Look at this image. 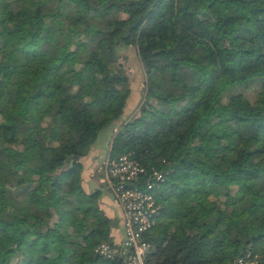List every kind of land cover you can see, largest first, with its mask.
Wrapping results in <instances>:
<instances>
[{
	"label": "trees",
	"instance_id": "trees-1",
	"mask_svg": "<svg viewBox=\"0 0 264 264\" xmlns=\"http://www.w3.org/2000/svg\"><path fill=\"white\" fill-rule=\"evenodd\" d=\"M98 141L164 175L150 262L264 264V0H0V264H118Z\"/></svg>",
	"mask_w": 264,
	"mask_h": 264
},
{
	"label": "built area",
	"instance_id": "built-area-1",
	"mask_svg": "<svg viewBox=\"0 0 264 264\" xmlns=\"http://www.w3.org/2000/svg\"><path fill=\"white\" fill-rule=\"evenodd\" d=\"M104 163L107 176L112 180L111 188L122 208L123 248L120 254V247L115 250L108 243H101L95 251L104 258L121 256L119 264H153L148 260L149 243L143 235L155 223L158 210L155 190L164 181V175L154 172L150 180L137 182L144 169L129 155L106 159ZM235 264L248 263L238 258Z\"/></svg>",
	"mask_w": 264,
	"mask_h": 264
},
{
	"label": "rangeland",
	"instance_id": "rangeland-1",
	"mask_svg": "<svg viewBox=\"0 0 264 264\" xmlns=\"http://www.w3.org/2000/svg\"><path fill=\"white\" fill-rule=\"evenodd\" d=\"M121 65L125 66V63L123 61H121ZM126 69H127V67H126ZM134 79L137 80L138 78L134 77ZM135 85H137V82L134 84V86ZM132 107H133V100H129L128 104H127L126 111L128 112ZM96 150L100 151L99 149H96ZM97 153H98L97 151L93 152V150H92V152H89L85 157L82 158V163H83V169L81 172L82 182H83V184L86 183L87 181L91 182V183L95 182L96 185H94L92 187L93 189L99 187V184L96 182V180L101 183V181L98 180V178L103 177L104 173L106 175L105 165L100 163V159L97 158V156L95 157V155ZM83 186L85 189L88 188L86 185H83ZM111 196H112V194L108 191V188H105L103 195L101 197V202H100V208L104 211V213L108 217H110L109 216L110 211L108 210V207H107V205H105L104 202L109 203V204L118 203L115 200V198L113 199ZM117 230H118V228H117ZM113 231H112V233H113ZM112 235H113V244L109 243V245L112 246L116 250L117 247L118 248L120 247L118 244V242L120 241L119 240V233L117 234V232H115ZM256 257H258V256L252 257V259L249 258L247 263L250 264V262H252L251 264H257L258 260Z\"/></svg>",
	"mask_w": 264,
	"mask_h": 264
},
{
	"label": "crops",
	"instance_id": "crops-1",
	"mask_svg": "<svg viewBox=\"0 0 264 264\" xmlns=\"http://www.w3.org/2000/svg\"><path fill=\"white\" fill-rule=\"evenodd\" d=\"M96 149H99L100 151H98ZM92 150H93V152L94 151H97L98 152L95 155V157L97 156V158L100 159V163H103V160H104L105 155H106L105 153L107 152V150L103 149V146H101V142L100 141L96 142V144L93 147H91L90 152H92ZM98 180H100L102 182V178H98ZM96 182L98 184L100 183L97 180H96ZM83 185H86L88 187L86 190L89 191V190H92L93 189L92 187L94 185H96V183L95 182L94 183H91V182H88L87 181ZM104 203H105V205H107L108 210L110 211L109 212V214H110L109 216L110 217H118L120 219V227L118 228V230L117 229H114V231H113L112 234H114L115 232H117V234L119 233V240L120 241L118 242V244H119V246H121L122 241H123V228H122V217H123V214H122V208L117 203H114V204H109V203H106V202H104Z\"/></svg>",
	"mask_w": 264,
	"mask_h": 264
},
{
	"label": "water",
	"instance_id": "water-1",
	"mask_svg": "<svg viewBox=\"0 0 264 264\" xmlns=\"http://www.w3.org/2000/svg\"><path fill=\"white\" fill-rule=\"evenodd\" d=\"M122 248H123V244H121V246H120V254H121V252H122ZM120 261H121V256H119V258H118V264L120 263Z\"/></svg>",
	"mask_w": 264,
	"mask_h": 264
}]
</instances>
